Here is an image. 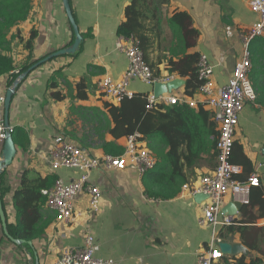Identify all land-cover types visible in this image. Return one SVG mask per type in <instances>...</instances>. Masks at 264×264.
Returning a JSON list of instances; mask_svg holds the SVG:
<instances>
[{
  "label": "crops",
  "instance_id": "obj_1",
  "mask_svg": "<svg viewBox=\"0 0 264 264\" xmlns=\"http://www.w3.org/2000/svg\"><path fill=\"white\" fill-rule=\"evenodd\" d=\"M132 1L70 0L83 37L79 50L40 65L21 79L15 88L9 121L16 130L20 129L28 136L29 146L23 150L15 145L17 155L3 172L5 187L10 189L5 196L10 223L16 219L13 196L20 189L25 174L30 178L54 175L67 183L80 177L79 173L71 169L52 170L50 151L55 137L62 136L98 158L107 155L102 146L103 141L116 143L124 149L127 137L117 138L111 133L116 128L111 106L119 105L112 104L100 95L98 82L105 75L119 78L127 68V58L116 44L120 38L118 29L126 21L125 10ZM151 1L157 5L160 29H157L156 21H146L155 31V34L148 31L151 41L148 43L146 60L160 76H174L180 81L172 92L161 84L155 92L154 87L137 80L132 81L131 89L136 94H148L153 90L156 94L187 96L190 78L171 75L168 61L173 59L176 62L190 54L208 57L214 67L216 86L222 88L243 58L241 34L258 20L250 8V0ZM31 3L28 19L17 25L11 35H18L26 42L32 31L37 32L33 59L38 60L74 44L76 37L63 0H31ZM180 12L191 17L193 28L199 34L196 44L185 51L183 46L182 49L176 47L178 40L174 39L168 22ZM18 37L12 44V55L17 63L16 74L29 61V52ZM262 45L258 41L251 54L253 69L250 78L257 98L254 102L246 103L240 116L232 161L243 168L242 174L237 176L240 181L258 173L261 181L259 189L263 193L261 198L264 199V166L259 167L264 164V60L261 62L254 56L255 50ZM9 79L10 76L5 77V94L9 88H14V84L8 86ZM81 82L86 85L84 89H78ZM192 98L196 106L190 108L196 112L202 108L210 113V121L216 124L218 131L214 111L202 104L204 99L198 90ZM181 105L189 106L186 103L178 104ZM165 111L162 110L163 113ZM144 142L148 146V142ZM150 151L158 163L161 159L156 152ZM169 152L170 148L164 147L158 154L167 157ZM180 153L181 158L189 155L186 145L180 148ZM209 159L210 155L202 151L198 158L190 162L184 158L179 160L181 171L189 178V182L180 186L177 195H170L169 198L150 197L146 193L143 179L149 178L154 169L140 178L130 169L120 172L98 168L91 173L90 182L102 192L99 213L87 212L88 197L81 196L76 206L84 212L83 217L77 224L65 225L59 223L54 213L45 206L43 221L49 218L45 235L31 241V245L27 242L23 246L4 236L0 220V264H54L66 248L84 245L87 230L95 237L97 257L112 259L117 264H197L198 255L209 249L217 238L228 248L217 264H250L252 259L262 257L261 254L245 246L236 230H217L215 233L211 227L200 226L199 219L206 201L202 195H192L184 189L186 185L198 186L201 176L217 166L216 161L212 163L213 167L210 166ZM170 169L171 165L167 161L166 170ZM162 181L159 180L158 187L162 186ZM254 191L255 188L250 193V199ZM258 200L256 193L252 204L246 207L232 194H228L222 201L219 218L232 217L235 222L233 226L243 225L240 222H244L245 225L262 228L264 216ZM262 260L264 264L263 257Z\"/></svg>",
  "mask_w": 264,
  "mask_h": 264
},
{
  "label": "built area",
  "instance_id": "obj_2",
  "mask_svg": "<svg viewBox=\"0 0 264 264\" xmlns=\"http://www.w3.org/2000/svg\"><path fill=\"white\" fill-rule=\"evenodd\" d=\"M250 8L258 20L241 34L243 58L234 67L228 82L222 88H217L214 67L206 55H200L197 65L198 79L201 82L198 92L204 99L202 104L214 111V119L218 125L217 166L208 174L201 176L198 186L186 185L184 189L192 195L204 197L206 203L199 225L211 227L215 233L217 230L224 232L234 225L232 217L219 218L222 201L226 195L232 194L242 205H249L252 189L261 186L257 172L245 181L238 180L237 176L242 174L243 168L232 163L240 116L246 103L254 102L257 98L250 78L253 69L250 46L255 39L264 38V0H250ZM116 45L127 58V68L119 78L105 75L98 82L100 95L112 104L119 105L125 98L134 97L136 93L131 89L134 80L154 87L156 84H166L175 79L174 76L156 77L153 69L145 61L144 53L136 39L120 37ZM5 83V77H0V159L5 140L10 135L13 136L16 129L14 125H7L6 122V94L3 92ZM147 99L149 111L159 105L174 106L186 103L189 107L196 106L192 97L169 93L156 95L153 90L147 94ZM50 163L53 171L71 169L80 175L70 183L58 178L51 189L43 191L46 207L54 213L56 220L65 225H73L77 224L84 214L76 206L79 197H88L87 212L96 214L101 211L102 192L98 186L90 182L93 171L98 168L120 172L130 169L142 178L155 169L157 160L142 140V136L135 133L126 138L122 155H105L101 158L93 157L64 137L57 136L50 151ZM262 166L264 164L259 167ZM221 243L219 238L212 242L209 249L198 255L197 264H217L224 257V252L220 248ZM97 249L94 235L87 230L84 245L79 248H66L54 264H117L112 259L97 257Z\"/></svg>",
  "mask_w": 264,
  "mask_h": 264
},
{
  "label": "trees",
  "instance_id": "obj_3",
  "mask_svg": "<svg viewBox=\"0 0 264 264\" xmlns=\"http://www.w3.org/2000/svg\"><path fill=\"white\" fill-rule=\"evenodd\" d=\"M31 10V0H0V77L9 78L10 76L8 81L9 87L14 82L20 80L21 76L34 67V65L50 56L49 54L38 60L33 59L35 40L37 38L36 31H32L31 37L26 42L19 38L18 35H11V31L17 25L28 19ZM125 15L126 21L120 25L118 35L125 38H136L147 62L148 43L151 41L148 31L152 34H155V31L146 24V21H156L157 29H160L157 5L151 0H133L126 8ZM168 22L171 26L174 39L178 40L176 42L177 48L182 49L183 46V50L185 51L196 44L199 34L193 28L192 19L187 13H176ZM17 37L19 38V42L23 44L24 49L29 52V61L18 74L15 73L17 63L12 55V44ZM258 41L263 45L255 50L254 56L262 62L264 60V38H257L253 42L257 43ZM199 59V54H190L176 62L173 59L168 61L171 75L177 74L181 77L190 78L187 82V96L193 97L201 86L197 74ZM148 65L150 66L149 63ZM150 67L153 69L156 77H161L159 72L152 66ZM85 87L84 82L78 85V89H84ZM147 102V94L139 93L135 94L131 99L125 98L119 104V107L111 106V113L116 124V128L111 133L117 138L139 133L142 136V140L148 142V147L156 152L158 158L161 160L157 163L151 176L143 179L146 193L150 197L169 198L168 196L170 195H177L181 189L180 186L189 182V178L181 171L179 160L184 158L186 162H190L191 159L198 158L200 152L203 151L207 155H210V166L215 161L217 162L216 145L219 133L216 129V124L210 121L211 114L202 108L196 112L187 105H174L172 108L159 105L156 109L149 111L147 109ZM162 110H166V113H163ZM13 141L18 148H22L23 150H26L29 146L28 136L23 131H20V129H15ZM183 145H186L189 155L181 158L180 148ZM102 146L107 155L120 156L124 151L116 143L103 141ZM164 147L170 148L167 157L158 154ZM167 161L171 165L170 171L166 170ZM57 179L58 177L54 175L46 178L40 176L30 178L28 174H25L20 189L13 196V208L16 212V219L14 223H10L5 204V196L10 189L5 187L4 173L0 175V198L7 219L8 232L13 239L24 240L27 243L42 238L45 235L49 218L43 221L46 206V197L43 191L51 189ZM159 180L163 181L162 186L158 187ZM256 193L259 197L257 202L261 204L264 216V199L261 198L263 193L259 187L255 188L249 205L254 201ZM240 223L243 225H232L227 230L238 231L243 244L257 251L264 258V247H262L264 244V227L257 228L252 225H245L244 222ZM255 231H257L256 234H254ZM258 232H260L259 236ZM4 236L7 237L6 235ZM262 257L252 259L250 264H263Z\"/></svg>",
  "mask_w": 264,
  "mask_h": 264
},
{
  "label": "water",
  "instance_id": "obj_4",
  "mask_svg": "<svg viewBox=\"0 0 264 264\" xmlns=\"http://www.w3.org/2000/svg\"><path fill=\"white\" fill-rule=\"evenodd\" d=\"M63 5H64L65 11L67 13V17H68V19L70 21V24L72 26V29H73L75 37H76L74 44L71 45L70 47L64 48L62 50H59V51L51 54L49 57H47L46 59L42 60L40 63L34 65V67H32L29 71H27L26 73H24L21 76V79L26 78L27 75L32 70H34L37 67H39L40 65L48 62L49 60H51L53 58H56L58 56L75 54L79 50V46H80V43L83 40V37H82V35L80 33L78 24L76 23V20L74 18V15H73V12H72V9H71L70 0H63ZM20 80L16 81L14 83V88H9L7 93H6L5 117H6L7 125H10V121H9L10 107H11L13 95H14V92H15V88L18 86ZM179 81H177V79H174L171 82L166 83V84H161V83L156 84L154 86L155 92H157V90H159L160 84L163 85L168 91L172 92L176 88L175 86L178 84ZM156 95H159V94H156ZM2 147L3 148H2L1 159H0V175L4 172V170L7 167H9L13 163V161H14L16 155H17V147L15 146V143L13 141V136L12 135H10L5 140V142H4ZM0 220H1V224H2V229H3L4 235H6L15 244L23 245V244L26 243V241H24V240H16V239H13L10 236V234L8 232L7 219H6V215H5V211H4V207H3V204H2L1 198H0ZM28 244L31 245V242H28ZM220 248L222 249L223 252H224V250H228V248L225 247V243H221L220 244Z\"/></svg>",
  "mask_w": 264,
  "mask_h": 264
},
{
  "label": "rangeland",
  "instance_id": "obj_5",
  "mask_svg": "<svg viewBox=\"0 0 264 264\" xmlns=\"http://www.w3.org/2000/svg\"><path fill=\"white\" fill-rule=\"evenodd\" d=\"M255 44H256L255 42H252V44H251V46H250L251 53H252V51H253V47H254ZM147 147H148V146H147Z\"/></svg>",
  "mask_w": 264,
  "mask_h": 264
}]
</instances>
